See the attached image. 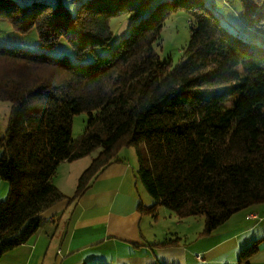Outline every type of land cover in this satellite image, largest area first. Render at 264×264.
I'll use <instances>...</instances> for the list:
<instances>
[{
    "label": "trees",
    "instance_id": "obj_1",
    "mask_svg": "<svg viewBox=\"0 0 264 264\" xmlns=\"http://www.w3.org/2000/svg\"><path fill=\"white\" fill-rule=\"evenodd\" d=\"M241 2L264 24V0ZM179 9L191 16V36L173 66L157 46ZM74 14L63 0H0V18L21 33L35 29L42 47L0 45V100L12 103L6 132L0 127V177L9 185L0 261L39 230L43 212L88 192L126 146L137 147L138 177L155 199L149 210L162 204L181 218L203 217L201 235L264 202V44L228 29L202 0H80ZM122 15L137 19L129 34L111 55L86 62L111 45V19ZM62 38L74 60L52 54ZM82 112L87 128L74 139ZM96 149L75 194L66 195L54 183L60 164ZM259 245L245 248L239 264Z\"/></svg>",
    "mask_w": 264,
    "mask_h": 264
},
{
    "label": "crops",
    "instance_id": "obj_2",
    "mask_svg": "<svg viewBox=\"0 0 264 264\" xmlns=\"http://www.w3.org/2000/svg\"><path fill=\"white\" fill-rule=\"evenodd\" d=\"M2 153L0 148V156ZM126 164L108 167L93 181L92 190L75 204L69 205L63 200L43 212L39 230L28 242L5 253L0 264H55L48 262L55 250L66 255L67 264H158L161 261L165 264H239L241 251L255 241H260V245L248 262L264 264V202L236 212L205 238L200 236L201 232L191 231L187 223L182 236L188 248L156 246L152 243L156 238L143 237L137 232L143 216L138 210L140 200L134 195L137 180ZM82 165L61 179L65 180L62 186L56 182L68 196L88 167L80 168ZM8 193L9 185L0 177V202ZM101 207H105L103 211H99ZM132 215L138 220L134 219V227L129 228L127 219ZM122 244H128L133 252L119 257L116 263V253L124 247ZM86 252H89L87 256L80 258ZM198 255L202 258L200 261Z\"/></svg>",
    "mask_w": 264,
    "mask_h": 264
},
{
    "label": "rangeland",
    "instance_id": "obj_3",
    "mask_svg": "<svg viewBox=\"0 0 264 264\" xmlns=\"http://www.w3.org/2000/svg\"><path fill=\"white\" fill-rule=\"evenodd\" d=\"M21 5H26L34 0H17ZM52 4H57L60 0H45ZM70 11L75 15L77 8L79 6L80 0H63ZM206 5H208L213 11H215L220 17L222 23L231 31L236 34H240L243 37L250 38L252 40L261 42L264 44V24L257 25L254 24L244 13L241 0H202ZM137 22L136 18H131L128 15H122L113 17L111 19V27L114 32V38L111 41V45L108 47L98 48L96 52L89 53L86 62H91L97 59L99 56H109L112 54L115 46L120 42V40L127 36L130 30L133 28L134 24ZM191 16L185 9H179L174 11L166 20L165 26L162 32V38L160 44L157 46V51L161 60H171L173 66L179 64L184 55V50L187 48L191 36ZM0 45L8 46H22L33 50H42L41 41L38 32L32 29L29 32L21 33L16 31L11 22L8 19L0 18ZM73 48L69 42L62 38L59 42L56 50H54L55 55L69 54L71 59H75ZM12 103L9 101L0 100V127L2 133H5L8 127L9 117L11 113ZM89 119L88 112H82L75 115L74 125H73V137L78 139L84 134L87 128V122ZM101 149L94 150L90 155L81 157L74 161H64L60 164L57 174L54 178V183L62 184V178L70 172L71 169L83 163L80 168L84 166H89L94 157L98 155ZM120 161L116 163H127L126 166L131 169L132 174L137 180V187H134V195H136L140 204L148 206L145 208V212H140L143 216L142 220L138 222L137 232L141 233L142 236H149L156 246H179L182 245L183 248H188L187 241L183 238V230L185 225L188 223L191 225L190 230L193 232L205 231V219L203 217L190 216L189 218H181L175 212L165 205H158L157 208L150 207L155 203L154 197L148 192L143 182L138 177L139 169V158L138 150L136 146H126L122 147L118 152ZM112 164V165H113ZM133 164V166H131ZM111 166V165H110ZM109 166V167H110ZM93 184V183H92ZM62 186V185H61ZM77 189V187H76ZM76 189H73L71 196L75 194ZM92 190V186L89 191ZM88 191V192H89ZM86 192L85 194H87ZM84 194V195H85ZM83 195V196H84ZM81 196V197H83ZM80 197V198H81ZM80 198L73 201L71 204H75ZM146 202V203H145ZM140 206V205H139ZM105 207H101L99 211H103ZM134 219H137L134 215L128 217L127 227H134ZM228 221V220H227ZM228 223V222H227ZM227 225V224H226ZM226 227V226H224ZM202 238H205L206 235ZM145 234V235H144ZM210 235V234H208ZM190 243L189 245H191ZM116 253V263H118L119 257L129 256L132 254L131 248L128 244H122ZM134 246L133 244H131ZM243 251V250H242ZM241 251V252H242ZM191 253V250H189ZM89 252L82 255L87 256ZM159 254V253H157ZM241 254V253H240ZM56 257V258H55ZM66 255L57 254L56 250L53 252L48 262L52 261L55 264H62L65 262ZM79 258V259H80ZM109 258V257H108ZM110 260V258H109ZM200 261V260H199ZM161 263H163L161 261ZM67 264V262H65ZM93 264V263H92Z\"/></svg>",
    "mask_w": 264,
    "mask_h": 264
},
{
    "label": "built area",
    "instance_id": "obj_4",
    "mask_svg": "<svg viewBox=\"0 0 264 264\" xmlns=\"http://www.w3.org/2000/svg\"><path fill=\"white\" fill-rule=\"evenodd\" d=\"M197 257H198L199 260L202 259L200 255H198Z\"/></svg>",
    "mask_w": 264,
    "mask_h": 264
}]
</instances>
